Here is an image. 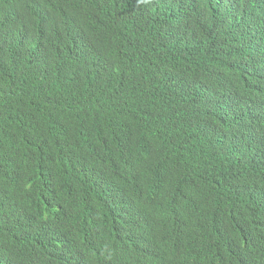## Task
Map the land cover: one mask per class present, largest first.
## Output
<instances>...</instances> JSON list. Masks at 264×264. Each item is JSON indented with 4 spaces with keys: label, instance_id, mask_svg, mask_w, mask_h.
Segmentation results:
<instances>
[{
    "label": "trees",
    "instance_id": "obj_1",
    "mask_svg": "<svg viewBox=\"0 0 264 264\" xmlns=\"http://www.w3.org/2000/svg\"><path fill=\"white\" fill-rule=\"evenodd\" d=\"M258 54L264 0H0L23 264H264Z\"/></svg>",
    "mask_w": 264,
    "mask_h": 264
},
{
    "label": "clouds",
    "instance_id": "obj_2",
    "mask_svg": "<svg viewBox=\"0 0 264 264\" xmlns=\"http://www.w3.org/2000/svg\"><path fill=\"white\" fill-rule=\"evenodd\" d=\"M255 69L251 75L249 84V95L256 109V117L260 126L264 128V57H257ZM18 222L13 217L7 215L0 209V264H23V249L15 242V235ZM62 249L63 256L68 258V248H57L54 251ZM71 261L75 263L77 259L72 256ZM67 261H64L63 264ZM51 264L49 257L47 263Z\"/></svg>",
    "mask_w": 264,
    "mask_h": 264
}]
</instances>
